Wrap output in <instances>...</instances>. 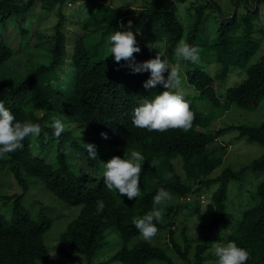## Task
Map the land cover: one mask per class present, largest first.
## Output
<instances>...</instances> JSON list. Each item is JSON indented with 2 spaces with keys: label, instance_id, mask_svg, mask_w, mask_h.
I'll return each mask as SVG.
<instances>
[{
  "label": "trees",
  "instance_id": "16d2710c",
  "mask_svg": "<svg viewBox=\"0 0 264 264\" xmlns=\"http://www.w3.org/2000/svg\"><path fill=\"white\" fill-rule=\"evenodd\" d=\"M40 1L37 6L36 0H0V22L14 21L21 37L29 35V29L22 27L20 22L28 17V22L39 23L47 16H38L45 12L43 7L48 13L47 8L57 5V19L52 25V32L44 36L36 28L26 42L27 47L44 48L49 54V61L36 65L21 78L17 72L11 77L0 78V102L11 110L17 121H31L42 129L39 136L23 141V149L10 154L7 159H0V169L6 167L23 190V193L3 197L4 204L12 202V215L7 219L0 214V264H61L51 259L43 239L44 232L52 225V219L43 209L32 217L21 203V196L28 189L26 175L36 176L48 191L64 203L81 206L76 218L60 233L61 247L58 252L72 249L84 256L83 264H147L150 260L174 264L166 252L170 247L188 264H205L206 259L213 257L206 253L211 244L210 238L204 237L193 244L182 227L181 244L174 230L173 216L182 202L192 199L190 195L197 188L217 182L218 187L211 195L214 208L209 228L213 231L221 223L231 222L232 216L226 211L225 204L227 184L230 180L240 179L247 171H264V152L239 169L225 167L215 178H208L221 165L227 153L225 145L209 146L221 134L236 129L237 137L264 147V121L258 125H229L210 131L207 130V118L196 109L194 101L184 96L195 117L187 132L179 129L150 132L134 127L133 109L143 99H153L164 88L157 85L145 89L143 84L150 72L133 73L127 66L128 62L123 60L117 64L114 56L109 55L107 38L116 31H126L131 21V30L141 49L134 54L136 62L155 58L158 53L171 66L179 63L183 80L198 92L201 100L221 106L222 111L231 104L252 110L264 98V54L248 64L257 49L254 35L259 4H264V0H233L234 10L228 14H223L218 0H153L149 6L116 9L95 2L96 8L102 7L106 14L99 9L94 12L95 9L91 8L82 16L66 14L65 6L68 2L85 0ZM46 2L50 5H45ZM179 2H186L191 12L186 30L178 14ZM249 2H253L254 6L250 7ZM241 3L244 12L239 18L237 9ZM211 15L216 20L219 18L214 26L216 34L213 39L207 37V20ZM69 25L73 28L70 29ZM71 40L73 43L68 49ZM181 40L199 49L198 64L177 61L174 49ZM12 51L1 40L0 65L11 58ZM211 63L218 64L214 75L205 67ZM64 64H67L65 68ZM233 68H243L245 78L228 87L223 96H218L215 80L223 81ZM65 69L66 73L61 74ZM167 75L166 70L165 78ZM39 112H42L41 116ZM49 114L73 122L84 136L75 135L66 127L57 140L53 129L44 120ZM101 133H107L108 138L104 139ZM94 137L104 139L105 143L93 140ZM81 139L96 145L98 156L95 160L88 156ZM49 149L55 151L54 166L46 162L43 155ZM68 149L78 151V154L73 157ZM133 150L139 151L145 161L140 175L141 195L129 200L106 188L100 167L113 156L124 158L125 152L129 153L125 158H130ZM178 156L179 168L174 164ZM81 163L87 166L89 172L99 169L100 175L96 177L84 172ZM160 189L176 197L160 206L163 222L154 221L158 232H166L169 243H164L163 247L141 239L129 247V242L140 235L132 223L133 218H142L153 210V197ZM180 197L183 199L179 200ZM255 197V204L245 209L236 225L224 234L226 243L234 241L249 252L246 264H264V178L256 187ZM98 200H103L105 204L101 213L96 210ZM108 229L118 234L120 248L108 259L96 261L95 255L104 245V233Z\"/></svg>",
  "mask_w": 264,
  "mask_h": 264
},
{
  "label": "rangeland",
  "instance_id": "374dc122",
  "mask_svg": "<svg viewBox=\"0 0 264 264\" xmlns=\"http://www.w3.org/2000/svg\"><path fill=\"white\" fill-rule=\"evenodd\" d=\"M223 14L232 13L234 10V5H232L233 0H218ZM102 3L108 5L113 9L122 7H135L139 8L141 6H149L153 3V0H85L83 2L77 3H67L65 6L66 14L80 15L88 13L91 8L95 9L94 12L101 8H96L94 3ZM188 2V1H187ZM41 4L40 0H36V5ZM45 5H50L47 3ZM187 3H177L178 14L183 21L185 30L187 29V18L190 15V11L187 9ZM249 6H254L253 2H249ZM43 11L38 16L47 14L39 23L28 22L29 18L26 17L22 24V27H27L29 29V35L21 37L18 28L14 27V21H6L5 23L0 22V42L3 40L8 46H10L12 51V56L5 63L0 65V78L3 76L11 77L14 72L20 73V78L25 75L29 70L34 68L36 65L47 63L49 61V54L44 48H36L31 46H26V42L31 35L35 33L36 28H39L44 36H47L52 31V25L56 21V10L57 5H53L52 8L45 7ZM104 15L105 10H101ZM244 12V5L241 3L238 6L237 13L238 17ZM71 15H67V18H71ZM12 20V19H10ZM213 15H211L207 20V37L213 39L215 36V25L218 23ZM72 29L73 26L69 25ZM257 31L254 35V41L257 43V49L252 54L248 64L257 61L260 55L264 54V4H259V19L256 26ZM209 34V35H208ZM45 39V37H44ZM45 43V42H44ZM73 40L68 43V49L72 46ZM67 64H64V68ZM182 66V65H181ZM209 73L215 74L218 64L211 63L205 66ZM66 73L62 71L61 74ZM180 74L182 77V93L183 96L190 98L195 102V107L199 110L204 117L207 118V130L214 131L217 128H223L229 125L238 124H248V125H258L264 121V98L260 101L255 109H246L242 107H237L233 104L229 106L228 109L222 111L223 109L219 105H212L208 102L201 100L198 97V92L188 83L183 80L182 69L180 67ZM245 70L243 68H233L230 70L228 76L223 80H215V92L218 96L224 94L228 87H232L240 83L245 78ZM222 101V98H220ZM42 112H39V116ZM53 118H58L66 127L70 128L73 134L83 137L84 134L80 131V128L73 122L64 119L63 117L55 114H49L45 117L46 124H51ZM238 131L236 129H229L225 133L221 134L216 142H213L209 147H216L218 145L227 146V153L223 159L221 165H219L215 170H213L208 178H215L221 173L225 167H231L233 169H239L240 167L248 164L250 160L260 156L264 152V147L255 142H249L243 137H237ZM99 140L105 143L104 139L94 137L93 140ZM33 146H38L32 144ZM70 154L75 157L78 151L68 149ZM45 156V161L55 165V151L49 149L43 154ZM174 164L177 168L180 167V157L174 159ZM83 167L84 172H89L87 166L84 163L80 164ZM100 170L104 169V164H101ZM80 167V166H79ZM78 167V168H79ZM91 175H100L99 169L94 170ZM28 182V189L21 196V203L28 211V213L35 217L40 209L50 216L52 219L51 227L44 232V243L49 251V255L54 262H60L61 264H83L84 256L76 253L72 249L67 248L65 253L58 252L61 247L59 241L60 233L66 228L68 223L72 221L78 215L81 206L80 205H68L63 201L57 199L50 191H48L43 184L39 181L36 176H25ZM264 178V171L262 170H250L244 173L240 179L230 180L227 184V198L225 200L226 211L232 216L230 223H221L216 230L211 231L209 228L212 212H213V202L211 200L212 193L217 189L218 183L212 182L197 188L194 193H191V200L182 202L180 207H178L174 220V230L177 232V237L183 244L181 238L182 227L186 231L188 237L196 244L200 242L204 237L210 238V247L206 250L207 254L213 255L206 259L205 264H215L217 259L214 255L213 245L215 243H226L224 239V234L230 231L236 223L241 219L242 212L251 207L256 202L255 190L258 183ZM23 193L21 187L13 179L12 175L6 167L2 166L0 169V214L4 215L5 218L9 219L12 215L11 204H4L3 197L10 196L12 194ZM195 197V198H194ZM171 198H176L174 195ZM141 236L134 237L128 244L132 247L137 241L141 240ZM168 237L166 232H157L156 236L151 240L155 242V245H160L164 247V243L167 241ZM59 242V243H58ZM169 243V242H168ZM120 238L118 234L111 229H108L104 233V245L101 249L97 251L95 255V260H106L114 252L120 248ZM172 258L174 264H188L181 260L169 247L166 251ZM55 256H51L54 255ZM205 254V253H204ZM192 256V254H191ZM190 256V258H192ZM119 264V263H114ZM147 264H168L160 260H150Z\"/></svg>",
  "mask_w": 264,
  "mask_h": 264
},
{
  "label": "clouds",
  "instance_id": "9594fccd",
  "mask_svg": "<svg viewBox=\"0 0 264 264\" xmlns=\"http://www.w3.org/2000/svg\"><path fill=\"white\" fill-rule=\"evenodd\" d=\"M131 23V21L128 22L129 27L126 31H116L109 35L107 38L109 55L114 56L117 64L122 60L127 61V66L133 73L150 72L149 78L143 84L145 89H152L157 85H162L164 88L153 99L145 98L133 109V126L150 132L177 129L187 132L195 117L181 91L182 77L179 63L171 66L158 53L155 58L136 62L134 54L139 53L141 49L136 35L131 30ZM149 47L153 46L149 45ZM174 55L177 61H190L193 64H198L200 61L199 49L183 40L176 45ZM166 70L168 71L167 78L164 76ZM49 127L53 129V136L57 140L66 131V125L58 118H53ZM41 131L39 124L31 121H17L11 110L0 102V159H7L10 154L23 149V141L29 137L39 136ZM101 136L104 139L108 138L107 133H101ZM81 143L87 150L88 156L95 160L98 156L96 145L85 143L82 139ZM128 156L129 153L125 152L124 158L113 156L105 162L102 180L109 191H116L119 196H126L131 200L141 195L140 175L145 157L135 150L131 151L130 158H125ZM151 165L156 166L155 163ZM170 199L171 194L160 189L153 197V210L142 218H133L132 223L144 241L150 242L156 236L158 228L154 221L163 222L160 206L165 205V202ZM96 204L97 213L103 212L105 208L103 200H98ZM213 248L217 258L215 264H246L250 257L249 252L237 246L234 241L215 243Z\"/></svg>",
  "mask_w": 264,
  "mask_h": 264
}]
</instances>
